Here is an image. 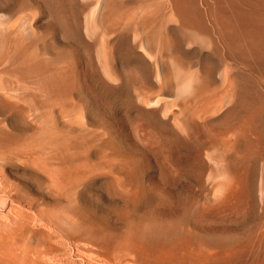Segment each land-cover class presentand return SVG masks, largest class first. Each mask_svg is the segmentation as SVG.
Masks as SVG:
<instances>
[{
    "label": "bare ground",
    "instance_id": "1",
    "mask_svg": "<svg viewBox=\"0 0 264 264\" xmlns=\"http://www.w3.org/2000/svg\"><path fill=\"white\" fill-rule=\"evenodd\" d=\"M0 264H264V0H0Z\"/></svg>",
    "mask_w": 264,
    "mask_h": 264
},
{
    "label": "rangeland",
    "instance_id": "2",
    "mask_svg": "<svg viewBox=\"0 0 264 264\" xmlns=\"http://www.w3.org/2000/svg\"><path fill=\"white\" fill-rule=\"evenodd\" d=\"M193 187L195 189L197 188L196 185L193 186ZM88 202L90 204L88 207L93 206L94 208H98V209L100 208V209L104 210L109 215L114 214V207H113V205L108 204L106 202H103V200H101L100 197H99V193H96L95 192L93 196L89 197ZM93 207H91V208H93Z\"/></svg>",
    "mask_w": 264,
    "mask_h": 264
}]
</instances>
